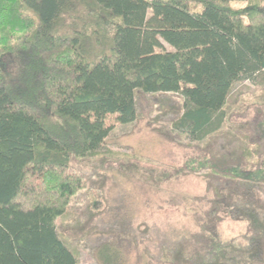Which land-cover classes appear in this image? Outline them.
<instances>
[{
    "label": "trees",
    "instance_id": "16d2710c",
    "mask_svg": "<svg viewBox=\"0 0 264 264\" xmlns=\"http://www.w3.org/2000/svg\"><path fill=\"white\" fill-rule=\"evenodd\" d=\"M241 80L264 83V0H0V264H78L56 225L85 186L72 162L110 115L137 119L138 91L181 95L173 127L206 143L214 189L209 223L158 264H264V107L220 133ZM221 211L249 232L223 240Z\"/></svg>",
    "mask_w": 264,
    "mask_h": 264
},
{
    "label": "rangeland",
    "instance_id": "374dc122",
    "mask_svg": "<svg viewBox=\"0 0 264 264\" xmlns=\"http://www.w3.org/2000/svg\"><path fill=\"white\" fill-rule=\"evenodd\" d=\"M136 100L134 122L122 124L110 115L113 129L101 150L72 162L85 186L71 197L56 225L78 264H158L162 244L209 223L214 189L203 167L206 143L192 141L172 123L181 95L138 91ZM263 100L264 83L236 82L226 109L230 122L220 133L235 132L256 116ZM218 214L223 240L249 232L248 221Z\"/></svg>",
    "mask_w": 264,
    "mask_h": 264
}]
</instances>
